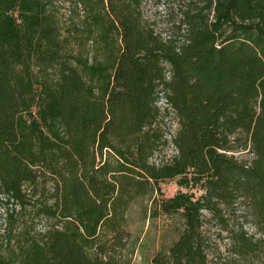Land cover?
<instances>
[{
	"label": "trees",
	"instance_id": "obj_1",
	"mask_svg": "<svg viewBox=\"0 0 264 264\" xmlns=\"http://www.w3.org/2000/svg\"><path fill=\"white\" fill-rule=\"evenodd\" d=\"M146 2L0 0V264H131L145 200L182 223L152 264H208L204 213L238 201L260 237L240 230L236 251L264 254V0H186L171 33ZM161 97L178 127L156 163ZM167 181L188 191L162 198Z\"/></svg>",
	"mask_w": 264,
	"mask_h": 264
},
{
	"label": "rangeland",
	"instance_id": "obj_2",
	"mask_svg": "<svg viewBox=\"0 0 264 264\" xmlns=\"http://www.w3.org/2000/svg\"><path fill=\"white\" fill-rule=\"evenodd\" d=\"M186 0H147L144 8L146 19L156 23L158 31L171 33L173 25L181 20L180 9ZM62 14L68 17V7L62 8ZM163 126L166 135L175 132L177 121L174 114L170 113L164 120ZM167 139V138H166ZM176 153L171 143L166 144L156 153L153 161L159 163L170 159ZM236 158L241 161L250 162L254 155L251 151L242 150L235 153ZM162 198H171L179 191L187 192L180 188L176 181L161 183ZM199 198L204 192L199 189L189 191ZM150 201L138 202L131 210L129 216L128 230L130 231L129 249L125 255L131 259V264H152L154 256L161 251H166L178 237L181 222L178 218L160 216L158 218L144 217V207L150 206ZM14 206L0 205V240L6 229V220L9 209ZM18 209V208H17ZM203 234L205 238L208 264H261L264 254L260 257L243 258L236 251L234 244L235 234L240 230L247 232L249 236L259 238L252 213L248 204L238 201L235 205L224 208V218L217 217L211 212L204 213ZM46 220L35 221L36 231H42L47 225ZM1 256V251H0Z\"/></svg>",
	"mask_w": 264,
	"mask_h": 264
},
{
	"label": "built area",
	"instance_id": "obj_3",
	"mask_svg": "<svg viewBox=\"0 0 264 264\" xmlns=\"http://www.w3.org/2000/svg\"><path fill=\"white\" fill-rule=\"evenodd\" d=\"M157 105H158V107L161 109V111H162L164 114H165V112H166V109L168 110V112L172 113V110H171V108L169 107V104H168V102H167V100H166L165 98L161 97V98L159 99ZM177 127H178V125H177ZM177 127H176V130H177ZM176 130H175V132H174L173 134H171V135H169V136L166 135V138H167V140H168L170 143H171V141H172L173 136L176 134Z\"/></svg>",
	"mask_w": 264,
	"mask_h": 264
}]
</instances>
